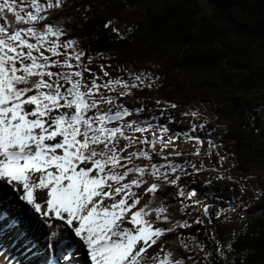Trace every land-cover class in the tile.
<instances>
[{
	"label": "snow or ice",
	"instance_id": "obj_1",
	"mask_svg": "<svg viewBox=\"0 0 264 264\" xmlns=\"http://www.w3.org/2000/svg\"><path fill=\"white\" fill-rule=\"evenodd\" d=\"M70 6L0 0V264H210L211 253L194 236L177 234L169 247L159 242L203 223L186 211L200 203L196 189L178 181L204 170L173 159L189 154L176 150L180 137L168 127L174 117L141 120L143 104L121 99L159 77L90 67L103 54L80 47L67 26L73 21L56 16ZM155 103L161 115L177 108ZM181 115L201 120L189 122L193 134L184 136L197 146L191 155H199L204 138L195 133L207 120L197 110ZM208 144L205 155L217 147ZM217 156V163L225 160ZM167 186L180 198L183 219L158 195ZM203 209L211 216L209 205Z\"/></svg>",
	"mask_w": 264,
	"mask_h": 264
},
{
	"label": "trees",
	"instance_id": "obj_2",
	"mask_svg": "<svg viewBox=\"0 0 264 264\" xmlns=\"http://www.w3.org/2000/svg\"><path fill=\"white\" fill-rule=\"evenodd\" d=\"M69 3L71 6L65 8L63 16L73 21L67 25L71 35L78 39L81 35L86 37L88 51L94 56L102 53L115 63L132 62L158 71L162 90L168 86L170 75L181 70L195 77L205 74L213 78L212 84L218 90L228 86L237 90L264 87V64L255 65L264 55V0H69ZM87 5L89 10L85 11ZM109 20L112 23L104 27ZM116 23L125 25L130 36H123L115 28ZM163 76H168L164 83ZM221 111L225 113L224 108ZM244 124L232 135L234 149L264 159V120H259L254 130L248 122ZM231 132L225 133V140L228 141ZM260 192L262 200L264 191ZM158 195L175 206L177 219H183L178 211L180 198L175 197L172 186ZM186 211L201 216L190 208ZM248 212L250 221L234 237L224 239L220 233L217 241L208 235L200 238L205 251L211 253L210 264H264V204L256 202L245 215ZM197 226L191 224L188 228ZM186 232L177 229L176 234H166L161 240L170 246L177 234ZM217 242L228 250L216 252Z\"/></svg>",
	"mask_w": 264,
	"mask_h": 264
},
{
	"label": "rangeland",
	"instance_id": "obj_3",
	"mask_svg": "<svg viewBox=\"0 0 264 264\" xmlns=\"http://www.w3.org/2000/svg\"><path fill=\"white\" fill-rule=\"evenodd\" d=\"M86 9L87 11L89 10L88 5ZM64 13L65 9L63 11H57L56 16H63ZM127 21L130 22L129 19ZM132 24L135 25V23ZM133 25L131 26L132 29ZM116 27L123 36H130V31L125 25L116 23L115 28ZM79 41L80 47L89 50L85 36L81 35ZM168 55L169 53L165 54L166 57H168ZM132 58L138 60L135 57ZM100 63L110 64L112 68L122 67L136 72L144 70L151 72L154 76L161 77L158 71L156 72L146 65H143L144 68H142L137 66L138 64H133L132 62L115 63L104 56L100 59H96L95 63L90 67L95 68L96 65ZM257 64H264V55L263 58L257 59L255 65ZM110 74L118 75L120 73L110 72ZM170 77V79H168V76L162 77V83L167 81V79L169 80L168 86L163 88V90L161 85L159 86L158 79L151 88L133 89L132 95L122 97L121 99L128 107H137L143 104L144 110L137 117L141 120L156 117L157 120H153L152 123L159 122L163 124L169 115L174 117L173 122L168 125V127L172 133L180 137L179 140L175 141L176 150H183L189 154L174 157L173 159L177 162L187 160L197 167L203 165V171L188 177H182L181 180L178 181V183L184 184L186 190L191 188L196 189L194 198L200 203L191 205L190 209L195 211L196 214L201 215L200 218L203 220V223L198 224L199 226L197 227L184 228V232L185 229L187 231L184 236H194L198 241H202L200 240L201 237H207L206 233H211V236L208 235V237L215 241L219 238L218 235L220 233L223 234L224 239L227 237H234L236 231L243 228L250 221L251 216H249V212L246 215L244 212L249 210L256 202L264 204V198L261 200L260 192V190L264 191V159L261 158L263 156L257 155L253 158L245 152H242V154L241 152L238 153L237 150L234 149L233 144L235 143L232 140V135L236 134L238 128L245 125L244 123L248 122L250 129L254 130L257 128V123L259 124V120H264V87L258 86L254 89L241 87L237 90L236 87L233 88L228 86L226 88L221 87L222 90H218L214 84H212L211 80L213 78L205 74H198L195 77L185 70L175 71ZM157 100L161 101L160 107H163L164 101H168L176 104L177 108H168L164 114L161 115L160 108H158L155 103ZM232 106H238L239 108L235 109ZM221 107L225 109V113L221 111ZM234 109L237 115L234 114ZM190 110L199 111L201 118H206L207 120L204 125V130H197L195 133L204 138V143L199 145V155H191L197 147L194 141L184 139L185 134H193L189 122H191V124H199L201 122V120L191 116L186 117L181 115L182 112ZM245 128L247 130V126ZM229 130L232 132L228 134L227 141L224 135L227 131L230 132ZM246 130L245 132L247 133ZM205 133H209V135L205 136ZM257 134L258 131L255 135ZM255 137L257 138V136ZM209 139H211L217 147L211 150L209 155H205L204 153L209 149ZM165 151H172V149L167 148ZM217 153L225 157L222 163H217ZM240 162L242 167L240 166ZM188 171L191 172V169H188ZM193 180L195 183H191ZM205 181H209L210 183H205ZM242 186L243 191L241 190ZM257 190L260 192L259 197H257ZM205 194H207V198ZM221 199L224 202H222ZM213 200L216 201V205L210 204L209 206L211 213L215 215V222H210L203 215V205H208L206 201L212 202ZM185 203H189V201H185ZM245 205H247V207H245ZM217 213H219V215H217ZM197 229H199V231H197ZM165 241L166 240H161L159 242L164 243L165 247H169ZM226 250L228 249L225 245H220V252L224 253ZM151 251L150 249L149 252Z\"/></svg>",
	"mask_w": 264,
	"mask_h": 264
},
{
	"label": "water",
	"instance_id": "obj_4",
	"mask_svg": "<svg viewBox=\"0 0 264 264\" xmlns=\"http://www.w3.org/2000/svg\"><path fill=\"white\" fill-rule=\"evenodd\" d=\"M218 212H219V210H218ZM203 215H204L205 217H207V218L209 219L210 222H215V221H214V219H215V215H214V213H212L211 216H206L204 213H203Z\"/></svg>",
	"mask_w": 264,
	"mask_h": 264
},
{
	"label": "bare ground",
	"instance_id": "obj_5",
	"mask_svg": "<svg viewBox=\"0 0 264 264\" xmlns=\"http://www.w3.org/2000/svg\"><path fill=\"white\" fill-rule=\"evenodd\" d=\"M228 132V131H227ZM228 134V133H227ZM228 146V145H227ZM238 163V162H237ZM13 255H14V253H13Z\"/></svg>",
	"mask_w": 264,
	"mask_h": 264
}]
</instances>
